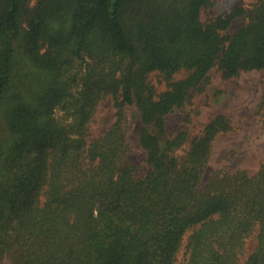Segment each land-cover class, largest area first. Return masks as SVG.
I'll return each mask as SVG.
<instances>
[{
  "label": "trees",
  "instance_id": "obj_1",
  "mask_svg": "<svg viewBox=\"0 0 264 264\" xmlns=\"http://www.w3.org/2000/svg\"><path fill=\"white\" fill-rule=\"evenodd\" d=\"M215 1L0 0V264H264V161L208 175L230 119L167 126L213 70L264 72V0L202 20Z\"/></svg>",
  "mask_w": 264,
  "mask_h": 264
},
{
  "label": "rangeland",
  "instance_id": "obj_2",
  "mask_svg": "<svg viewBox=\"0 0 264 264\" xmlns=\"http://www.w3.org/2000/svg\"><path fill=\"white\" fill-rule=\"evenodd\" d=\"M257 1L216 0L210 8L202 10L201 19L215 17L222 11L236 7L248 8ZM241 24L242 19H236L231 29L235 30ZM190 95L189 104L168 117V129L172 131L178 128L188 115L185 126L192 135H196L214 115L227 116L233 129L216 139L207 174L221 167L255 174L264 161V72L242 73L237 78L224 80L219 72L213 70L203 91H194ZM115 112L110 98L102 101L91 124L92 133L102 134L115 120ZM56 115L60 117L62 112L57 109ZM126 123L129 152L125 160L137 168L134 175L140 178L146 172V165L145 153L137 144L140 121L135 109L126 110ZM252 246L254 243L250 241Z\"/></svg>",
  "mask_w": 264,
  "mask_h": 264
}]
</instances>
